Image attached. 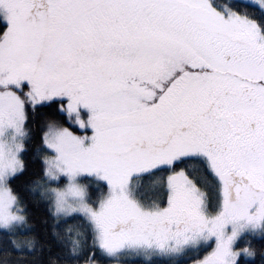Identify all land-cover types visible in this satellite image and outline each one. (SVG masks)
I'll use <instances>...</instances> for the list:
<instances>
[{"label": "snow or ice", "instance_id": "6c2138e0", "mask_svg": "<svg viewBox=\"0 0 264 264\" xmlns=\"http://www.w3.org/2000/svg\"><path fill=\"white\" fill-rule=\"evenodd\" d=\"M0 264H264V0H0Z\"/></svg>", "mask_w": 264, "mask_h": 264}]
</instances>
